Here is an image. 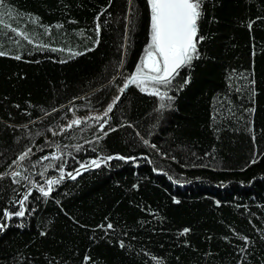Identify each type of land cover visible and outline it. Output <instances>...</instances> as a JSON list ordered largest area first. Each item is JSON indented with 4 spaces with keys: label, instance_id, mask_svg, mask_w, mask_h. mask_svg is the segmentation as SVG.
I'll list each match as a JSON object with an SVG mask.
<instances>
[{
    "label": "trees",
    "instance_id": "trees-1",
    "mask_svg": "<svg viewBox=\"0 0 264 264\" xmlns=\"http://www.w3.org/2000/svg\"><path fill=\"white\" fill-rule=\"evenodd\" d=\"M5 7L6 23L35 42L0 25V49L11 53L0 56V173L17 169L12 161L27 147L35 166L17 169L29 177L20 184L0 179V222L8 224L0 264H264V0H203L206 38L191 83L170 93L174 106L165 110L132 86L109 113L115 130L99 141L96 124L63 134L58 124L74 106L80 116L102 112L117 94L112 78L121 83L117 72L134 70L150 39L146 0H133L126 53L128 0H5ZM41 41L82 54L40 48ZM57 144L67 146L62 159L50 155ZM117 153L136 159L65 176L50 197L32 184L59 178L49 163L71 171L78 160ZM27 187L25 207L34 210L6 221L3 210H18L14 200Z\"/></svg>",
    "mask_w": 264,
    "mask_h": 264
},
{
    "label": "snow or ice",
    "instance_id": "snow-or-ice-1",
    "mask_svg": "<svg viewBox=\"0 0 264 264\" xmlns=\"http://www.w3.org/2000/svg\"><path fill=\"white\" fill-rule=\"evenodd\" d=\"M109 3H111V0H109ZM146 4L150 10V39L143 49L142 56L135 64L134 70L127 74L117 72V75L121 77V83H116L115 76L112 78V83L115 84L117 88V94L113 96L111 102L107 104L102 112H89L84 116H80L76 114L75 106L70 108L69 111L72 112V118L68 119L66 124H58L59 132L61 134L66 130L78 128L82 124L87 123L96 124L102 133V135H97L95 137L97 141L101 140L103 136H107L109 132L115 130L109 125V120L111 119L109 113L112 112L114 106L120 101L121 95H124L126 90H129L130 85L135 86V88L142 93L157 97V110H165L174 106L173 102L175 101L176 96L171 95L170 93L173 92V90H175L176 93H179L191 83L192 71L195 67L194 61L199 60L202 55L198 46L206 38L200 31L202 27L201 21L204 18L203 0H146ZM128 5L129 15L125 16L127 23L125 25L124 43L122 45L125 53L127 52V46L129 44L128 29L129 26H131L134 30L135 25L133 21L138 14L137 10L132 7L133 0H128ZM0 9H3V11H0V25H3L5 29L10 30L19 37L28 40L30 43L35 42L32 39V35L22 31L19 27H13L11 23H6V18L11 16V12L5 7V0H0ZM101 15H103V12L95 17L96 24L94 31L96 36L92 41L93 45H99L100 43V32L102 28V22L100 20ZM103 23L106 24L107 21H104ZM42 27L45 28V35H51V25ZM56 27L59 28L62 27V25L57 24ZM249 27H251V24H249ZM12 42L18 43L15 39H13ZM39 47L51 48L52 51H67L70 52L72 56L82 54L78 51H74L72 48H57L53 47L51 44H45L42 41L39 42ZM88 50L90 49H85V51ZM10 54L11 53L0 49V56H7ZM14 58L19 60L21 59V55L16 54ZM118 67L123 69V59L118 62ZM182 70H184L183 75H181ZM251 83H254V81H251ZM52 111L55 112L56 109L54 108ZM249 111H254V109H249ZM105 125H109L107 130H105ZM52 134L56 135L57 132L53 131ZM141 139L145 145L156 148V145L151 144L149 140L143 139V137H141ZM55 147L56 152L51 153L50 155L54 159H62L63 150L67 146L57 144ZM76 149L79 150L80 145H76ZM31 155L32 148L27 147L19 153L18 159L13 160L12 164L17 165V169L28 171V169L25 168L26 164L32 167L35 166L31 160ZM69 155L71 156V153H69ZM114 158L121 161H135L136 159L135 157L125 156L118 153L115 154V157L113 155H107L93 157L89 160L81 159L77 161L79 167L74 168L71 171H66L63 162H61L58 167L55 164L49 163L45 167L56 168L60 173L59 178L55 175L51 176V178L47 179V187L35 181H32V184L44 197H50L53 192V185L58 186L65 176L75 179V176L79 175L82 170L99 168L101 165L106 164L108 161H112ZM47 159H49L47 155L41 156L36 163H39L40 160ZM172 159H175V157H172ZM256 162L257 160L254 157L251 160V163L255 164ZM17 169H12L10 172L6 171L0 173V179L5 176H10L12 182L15 184H20L21 179L29 180L28 176L24 175L22 171ZM41 175H43V173H41ZM32 191V187H27V192L23 195V198H16L14 200V203L20 205L18 210H8L7 208L3 210V217L6 221H11L13 217L23 218L27 211L34 210L25 207V202L29 200ZM219 203L220 201H217V204ZM7 227L8 224L6 222H0V231H3ZM100 227L104 226L101 225ZM106 227L112 229L113 225L108 223ZM189 231L190 229L188 228L183 229L184 233ZM41 234L43 235L44 233ZM242 239L245 241L249 240L247 236L242 237ZM120 245L123 247L124 242L121 241Z\"/></svg>",
    "mask_w": 264,
    "mask_h": 264
},
{
    "label": "water",
    "instance_id": "water-1",
    "mask_svg": "<svg viewBox=\"0 0 264 264\" xmlns=\"http://www.w3.org/2000/svg\"><path fill=\"white\" fill-rule=\"evenodd\" d=\"M131 87H132V86L130 85V88H131ZM130 88H129V89H130ZM128 91H129V90H126V93H127ZM126 93H125V94H126ZM125 94H124V95H125ZM124 95H123V96H124ZM77 176H78V175H77Z\"/></svg>",
    "mask_w": 264,
    "mask_h": 264
}]
</instances>
